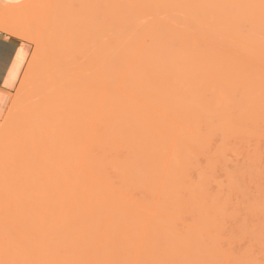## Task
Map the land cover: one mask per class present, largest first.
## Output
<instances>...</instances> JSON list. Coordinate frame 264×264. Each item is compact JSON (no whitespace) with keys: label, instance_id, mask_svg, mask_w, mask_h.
Instances as JSON below:
<instances>
[{"label":"bare ground","instance_id":"6f19581e","mask_svg":"<svg viewBox=\"0 0 264 264\" xmlns=\"http://www.w3.org/2000/svg\"><path fill=\"white\" fill-rule=\"evenodd\" d=\"M89 1L45 0L41 10L7 13L0 3L1 30L38 20L45 34L37 83L0 122V155L17 162L22 148L20 163L28 161L23 147L32 145L48 150L49 167L52 155L72 154L65 161L74 173L52 194L10 192L12 179L2 181L0 262L230 264L251 258L244 249L253 241L258 258L264 0ZM221 195L250 205L246 231L223 246Z\"/></svg>","mask_w":264,"mask_h":264},{"label":"snow or ice","instance_id":"6c2138e0","mask_svg":"<svg viewBox=\"0 0 264 264\" xmlns=\"http://www.w3.org/2000/svg\"><path fill=\"white\" fill-rule=\"evenodd\" d=\"M12 7L29 8L47 6L24 5L21 3V0H13L11 5H5V13ZM241 30H244L243 25L241 26ZM9 36H17L19 39L16 41L17 46H14L5 63L6 72L0 74V85L3 88V91H0V110L9 104L15 108L22 100L26 86L37 83L36 70L40 64L45 34L40 29L37 20L34 24H30L22 30L8 29L7 27L0 30V37L6 40ZM33 45L35 46L34 48ZM21 73H23V80H21ZM40 83H42V80ZM17 84L20 85L19 88L16 87ZM236 183H238V180ZM262 196H264V192H262ZM249 211L250 205L247 202L243 205L239 202L233 205L229 198H225L222 195L218 198V223L216 229L222 246L225 242L236 239L239 233L246 231L250 222ZM262 213H264V202H262ZM241 217H243V220H241ZM260 230L261 244L259 257L256 258L255 256L256 248L253 241L244 249L245 254L251 258L238 259L230 262V264H264V214L261 217ZM6 239L14 240L15 236L12 232L6 231ZM230 250L234 254L239 252V249L235 246H232ZM0 264H13V262L4 261L0 262Z\"/></svg>","mask_w":264,"mask_h":264},{"label":"rangeland","instance_id":"374dc122","mask_svg":"<svg viewBox=\"0 0 264 264\" xmlns=\"http://www.w3.org/2000/svg\"><path fill=\"white\" fill-rule=\"evenodd\" d=\"M53 1H54V0H53ZM84 1H88V4L90 3L89 0H84ZM44 3H45V0H36L35 4H33V5H44ZM4 8H5V7H4ZM42 8H43V7H36L37 10H41ZM9 9H16V8H9ZM0 24H2V23L0 22ZM0 30H1V26H0ZM13 37H15V36H13ZM18 39H19V38H18ZM22 74H23V73H22ZM21 78H22V76H21ZM17 88H19V84L17 85ZM8 110H9V106H8V108H7V110H6L5 114H4L5 116L3 115L2 118L0 119V122H3V121H4V119H5L4 117H8V116H10V114L8 113ZM6 113H7V114H6ZM3 118H4V119H3ZM2 120H3V121H2ZM39 133H40V134H39ZM39 133L37 132V134H36V138H37V135H38V134L41 135V132H40V131H39ZM42 134H43V132H42ZM31 140H32V139H30V141H28V142H31ZM33 140L36 141L35 138H34ZM56 140H57V139H55V141H56ZM26 141H27V140H26ZM52 141H53V140H52ZM58 141H59V140H58ZM5 142H6V141H5ZM18 142H19V141H18ZM18 142H16V143L18 144ZM28 142H27V143H28ZM11 143H12V142H10V144H11ZM32 143H33V142H32ZM35 143H36V142H35ZM53 143H54V142H53ZM56 143H58V142H56ZM6 144H7V143H6ZM12 144H13V143H12ZM12 144H11V146H10V150L13 148V147H12ZM17 144H14V145H15L14 148H16ZM25 144H26V143H25ZM25 144L23 143V146H25ZM28 144H29V143H28ZM30 144H31V143H30ZM26 145H27V144H26ZM2 146H3V145H2ZM31 146H32V145H31ZM31 146L29 145L28 147L25 146V147H23V148H25V149L28 148V149H29V152L27 151V154L29 153L28 156H30V158H31L32 156L34 157L33 159L31 158V160H34V159H35V156H36L37 159H38V158H40V159H38V160L35 162V161H29V160H30L29 157H28V158H29L28 161H27L26 159H22V158H21V163H22V164H21V163H20V158H19V157H21V155H20V154L17 155V154L20 153V150H21L22 148H21L20 150H16V151H17V154H16V153H13V155H15L14 157L19 156V157H18L19 162H18V160H17V162H16V159L14 158V159H15V162H16V163H19L18 166H20V167H18L19 169L17 168V170H16V169L14 170V167H17L16 163H15L14 165H13V163H9V160L14 161V159H13V160H12V159H9L8 162L6 163V164H10L9 166L7 165V167H5L7 170L4 168V166L6 165L5 162H6L7 160H6L5 157L2 156V155H3L2 153H4V152H2L1 149H0V151L2 152V153L0 152V154H2V155H0V157L2 156L3 158H5L3 162L1 161V160H3V158L1 157L2 159H0V165L2 166V168L0 167V171H2L1 169H3V168L5 169V172H4V169H3V171H2V172H4V173L0 172V173H2V176H1V174H0V176H1V177H0V179H1V181H0V191L3 189V187H6L5 185L7 184V181L9 182V180L12 179V180H10V182H12V184H14V185H12L11 183H8V184H10V185L7 186L8 188L6 187L7 191L13 192V191L16 189V192L19 191V192H25V193H28V192H30V193H34V192L36 191L35 193L39 194L40 191H41V193H43L45 190H46V192H48L47 190H50V189H51V194H52V193H55V191L57 192V187H58V185H59V187L61 188V184H62V183L64 184V183H65L64 180L68 179V177H69V178L71 177V180H72V177H74V176H73L74 173L72 172L73 170H70V166H66V165H69V163H68L69 161H72V160L69 159V158L72 159L71 156H73V155H72L71 153H70L71 155H70L69 157L67 156L68 158L66 157L67 160H66V158H64V156H63V158H64L66 161H68V162H66V161L63 160V159H61V161H59V160H58V156H61V155H58V156H57V155H52V154H51V155H52L51 157H53V159H50V158H49L48 162H50V164H51V161H53V162H54V167H55V168L53 167V164H52V166H51L49 163H48V164H49V167H48L47 164H46V165H47V167H46V165H45L44 163H47V159L45 158V156L48 155V154H46V153H48V150H47V151H43V149H42V152H43V153L46 152V153H45L46 155L44 156L43 153H41V152L39 151V148H37V149H36L37 152H35V149H32V150L30 149ZM34 146H35V145H34ZM37 146H38V145H37ZM3 147H4V146H3ZM3 147H1V148L3 149ZM6 147H7V145H6ZM11 147H12V148H11ZM21 147H22V146H21ZM4 148H5V147H4ZM7 148H8V147H7ZM31 148H32V147H31ZM33 148H34V147H33ZM44 148L46 149V147H44ZM16 149H19V148L17 147ZM28 149H27V150H28ZM45 149H44V150H45ZM3 150H4V149H3ZM5 150H8V149H5ZM12 150L14 151L15 149H12ZM33 150H34V151H33ZM8 151H9V150H8ZM16 151H14V152H16ZM31 151H33V152L36 153V154L40 152L39 154H41V155H39V154H38V155H39V156H42V155H43L44 158L46 159V162H44L45 159L43 158V156H42V158H43V160H42L41 157H38L36 154L34 155L33 152L30 153ZM50 151H51V150H49V152H50ZM9 152H10V151H9ZM25 152H26V151H23V155H22V157L24 156ZM51 152L54 153L53 151H51ZM5 153H7V151H6ZM11 153H12V152H11ZM11 153H10V154H11ZM30 154H31V155H30ZM55 154H56V153H55ZM48 156H49V155H48ZM48 156H47V158H48ZM55 156H57V157H55ZM6 157H7V155H6ZM24 158H26V157L24 156ZM28 158H27V159H28ZM68 159H69V160H68ZM73 159H74V158H73ZM22 160H23V161H22ZM35 160H36V159H35ZM41 160H42V162H41ZM50 160H51V161H50ZM56 160H58V161H56ZM62 160L64 161V163H63ZM11 161H10V162H11ZM24 161H25V162H24ZM23 162H24V163H23ZM40 162H41V163H40ZM56 162H57V163H56ZM65 162H66V163H65ZM3 163H4V164H3ZM30 163H31V164H30ZM38 163L41 164V165H39ZM42 163H43V164H42ZM58 163H60V165H59ZM61 163H62V164H61ZM70 163H71V162H70ZM26 164H27V165H26ZM34 164H35V165H34ZM56 164L59 165L60 167H59V166L57 167ZM21 165H23V166L26 165V166L22 169V166H21ZM32 165H33V166H32ZM44 165H45V168H49V169H45V170H46L45 175H46L47 177L44 175V172H43V173L40 172V171H42V169H44ZM64 165H65L66 167H63ZM11 166H12V167H11ZM13 166H14V167H13ZM37 166H38V167H37ZM10 167H11V168H10ZM33 167H35V168L37 167V169H36L35 171H33V170L35 169V168H33ZM39 167H41L42 169L39 170ZM51 167H52V168H51ZM62 167H63V168H62ZM25 168H26V170H25ZM29 168H30L31 170H29ZM53 168L55 169V171L53 170ZM56 168H57V169H56ZM61 168H62V170H61ZM64 168H65V169H64ZM9 169H10V173H9ZM50 169H51V170H50ZM59 169H60V170H59ZM68 169H69V171H68ZM12 170L14 171V173L16 172L17 175H16V174L14 175V173H12V172H13ZM18 170H19V171H18ZM47 170H49V171L47 172ZM7 171H8V172H7ZM20 171H23V172L26 173L27 175L24 174V173H23V175H22V172H20ZM28 171H30V172H28ZM37 171H39V172H37ZM56 171H57V173H52V172H56ZM64 171H65V173L68 172L67 174L63 173V175H66L67 177H66V176H63V175L61 174V173L64 172ZM19 172H20V173H19ZM71 172H72L73 174H72ZM31 173H33L34 176H32L33 174H31ZM49 173H50V174H49ZM28 174H29V175H28ZM37 174H39L38 176H40V177H37ZM48 174H49V175H48ZM60 174H61V175H60ZM68 174H70V176H69ZM7 175H8L9 177H7ZM10 175H12V176H10ZM30 175H31L32 179H35V180L32 181ZM3 176H6V177H3ZM15 176H16V177H15ZM19 176H20V177H19ZM21 176H22V177H21ZM59 176H60V178H58ZM61 176H62V177H61ZM11 177H12V178H11ZM18 177H19V178H18ZM24 177H25V178H24ZM35 177H36V178H35ZM49 177H50V178H49ZM52 177H53L54 179H53ZM38 178H40V179H38ZM47 178H48L49 180H48ZM61 178H63L64 180L62 179L63 181H61V183H59V179L61 180ZM2 179H3V180H2ZM4 179H5V181H4ZM13 179H14V180H13ZM24 179H25V181H23ZM52 179H53V180H52ZM6 180H7V181H6ZM20 180H22L23 182L20 183ZM2 181H4L5 185L3 184ZM15 181H16L17 183H14ZM26 181H28V182H26ZM30 181H32V182H30ZM43 181H45V182L47 181V182L44 183ZM51 181H53V182H52V185H54V186H51ZM68 181L70 182L69 179H68ZM68 181L66 180V182H68ZM1 182H2V183H1ZM34 182H35L36 184H35ZM28 183H29L30 185H27ZM43 183H44L45 185H44ZM56 183H57V184H56ZM17 184H18L19 187H14V186L17 185ZM63 184H62V185H63ZM23 185H24V187H23L24 189H21ZM35 185H38V186L40 185L41 187H40V186H39V187H40L42 190H41L40 188L38 189V187H37V190H36V189H35V188H36ZM47 185H48V186H47ZM10 186H12V187H10ZM26 186H27V188H26ZM43 186H44V187H43ZM45 186L48 187V189H47ZM9 187H10V188H9ZM29 187H30V188H29ZM59 187H58V191H59V189H60ZM11 188L14 189V190H10ZM18 188H19V189H18ZM25 188H26V189H25ZM43 188H44L45 190H44ZM53 188H54V190H52ZM55 188H56V189H55ZM17 190H18V191H17ZM23 190H24V191H23ZM25 190H27V191H25ZM31 190H32V192H31ZM33 190H34V191H33ZM52 191H53V192H52ZM14 192H15V191H14ZM49 192H50V191H49ZM49 192H48V193H49ZM44 193H45V192H44Z\"/></svg>","mask_w":264,"mask_h":264},{"label":"crops","instance_id":"0c3cea01","mask_svg":"<svg viewBox=\"0 0 264 264\" xmlns=\"http://www.w3.org/2000/svg\"><path fill=\"white\" fill-rule=\"evenodd\" d=\"M30 0H21V3L26 5ZM13 0H0V3L5 7V5H11ZM15 8V7H12ZM18 38L9 36L8 39H3L0 37V74H3L6 72L5 63L8 60L9 54L12 52L14 46L16 45V41ZM22 76V73H21ZM18 85V84H17ZM16 85V87H17ZM0 91H3L2 85H0ZM8 106L4 107L2 110H0V119L5 114Z\"/></svg>","mask_w":264,"mask_h":264}]
</instances>
